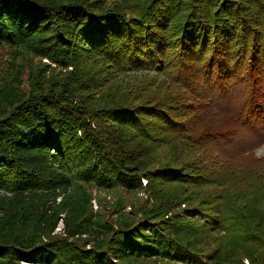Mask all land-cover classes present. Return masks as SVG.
I'll return each mask as SVG.
<instances>
[{
	"label": "trees",
	"instance_id": "trees-1",
	"mask_svg": "<svg viewBox=\"0 0 264 264\" xmlns=\"http://www.w3.org/2000/svg\"><path fill=\"white\" fill-rule=\"evenodd\" d=\"M3 48L0 264H264V0H0Z\"/></svg>",
	"mask_w": 264,
	"mask_h": 264
},
{
	"label": "rangeland",
	"instance_id": "rangeland-1",
	"mask_svg": "<svg viewBox=\"0 0 264 264\" xmlns=\"http://www.w3.org/2000/svg\"><path fill=\"white\" fill-rule=\"evenodd\" d=\"M13 52H11L7 48L0 49V82L4 81L5 83H8L7 81L11 80L12 78H15L12 81V86L15 88V91L18 89H26V77H27V71L25 73H18L16 68V63L12 59ZM16 70V71H15ZM17 74V75H16ZM264 155V146L259 148L256 151V156H263ZM144 184V182H143ZM91 195V207L92 212L96 215V217H99L100 215L103 216L105 219L115 220L116 215L113 213V207H116L118 204V192H107V191H99L95 188H92L89 190ZM6 196L9 197L10 195L4 192H0V197ZM138 197H141V194L138 195ZM60 201V197L56 199V203ZM128 204V202H127ZM129 207H126L124 212H129ZM64 216L65 213H62L59 215V221L54 229L53 235L56 234L58 236H64ZM183 218V217H182ZM244 264H249L246 260H244Z\"/></svg>",
	"mask_w": 264,
	"mask_h": 264
}]
</instances>
